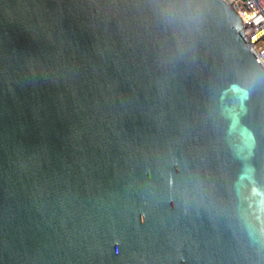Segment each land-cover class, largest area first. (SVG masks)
I'll return each instance as SVG.
<instances>
[{
  "label": "water",
  "instance_id": "water-1",
  "mask_svg": "<svg viewBox=\"0 0 264 264\" xmlns=\"http://www.w3.org/2000/svg\"><path fill=\"white\" fill-rule=\"evenodd\" d=\"M223 0H0V264H264V69Z\"/></svg>",
  "mask_w": 264,
  "mask_h": 264
},
{
  "label": "built area",
  "instance_id": "built-area-1",
  "mask_svg": "<svg viewBox=\"0 0 264 264\" xmlns=\"http://www.w3.org/2000/svg\"><path fill=\"white\" fill-rule=\"evenodd\" d=\"M242 18L245 37L264 69V0H223Z\"/></svg>",
  "mask_w": 264,
  "mask_h": 264
},
{
  "label": "rangeland",
  "instance_id": "rangeland-1",
  "mask_svg": "<svg viewBox=\"0 0 264 264\" xmlns=\"http://www.w3.org/2000/svg\"><path fill=\"white\" fill-rule=\"evenodd\" d=\"M230 6V5H229ZM232 8V7H231ZM233 9V8H232ZM234 10V9H233ZM235 11V10H234ZM236 12V11H235ZM237 13V12H236Z\"/></svg>",
  "mask_w": 264,
  "mask_h": 264
}]
</instances>
